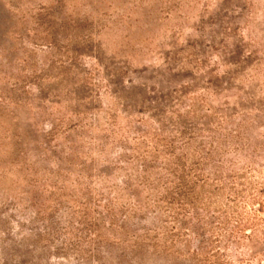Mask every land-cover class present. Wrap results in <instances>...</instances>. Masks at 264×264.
I'll use <instances>...</instances> for the list:
<instances>
[{"label":"rangeland","instance_id":"1","mask_svg":"<svg viewBox=\"0 0 264 264\" xmlns=\"http://www.w3.org/2000/svg\"><path fill=\"white\" fill-rule=\"evenodd\" d=\"M224 113L230 132L254 122L255 150L229 154L228 173L264 165V0H0V264H264V178L175 230L166 199L124 175L143 173V132L217 130ZM79 134L111 139L109 158ZM36 147L62 180L19 181L11 162Z\"/></svg>","mask_w":264,"mask_h":264},{"label":"trees","instance_id":"2","mask_svg":"<svg viewBox=\"0 0 264 264\" xmlns=\"http://www.w3.org/2000/svg\"><path fill=\"white\" fill-rule=\"evenodd\" d=\"M53 46L56 50L58 49L55 44L51 43L52 49ZM13 72L19 73L20 69L14 67ZM241 76H246V74ZM80 114L83 117L86 116V113ZM165 118L166 113L158 120V123L162 126L161 129L167 128ZM94 120H97V117ZM232 120V115L224 113L216 120L217 130H212L209 127L183 128L179 131L178 136H164L159 132L160 129L155 128L153 131H145L141 134L140 147L136 149L138 151L140 149V155L136 157V160L140 162L143 173L140 174V177L128 173L124 175L137 181L140 187L150 195L166 199L164 200L165 204L158 205V209L162 214L174 219L175 225H173V228L175 230L187 224L188 218L193 213L196 214L197 219H202V215L198 210L210 208L211 201L207 203L208 195H220L232 203H236L237 199L232 198H239L245 193V190L237 187L239 181L248 182L249 178L255 176L264 178V165L257 167L254 164H248L241 171H236L233 174L228 173L229 166L235 164V161L228 157L229 154L249 157L255 150L253 139L246 136V133L252 129L254 122L250 123L249 121L251 126H241L245 129L243 133L239 130L230 132L224 126V122L233 123ZM97 121V123L91 122L85 125V128L91 129L95 126H101L99 119ZM142 122L143 120H140V123ZM132 131L135 132V129ZM209 133L214 135L207 139L206 136ZM217 133L222 136H216ZM77 138L83 144H92V141L97 143L98 146L93 148L94 152L109 158V147L114 144L111 139H96L86 134H79ZM210 139L212 140L207 141ZM85 146L80 144L81 148H77L75 145H70L67 148L71 149L74 155L78 157L82 154L80 150ZM120 148L123 149L124 147L120 146ZM52 158L49 149L36 147L24 152L20 151L17 157L13 158L11 165L17 168L16 171L20 174L19 181H27L30 185L39 182L35 177L39 173H42L45 179L52 177L51 179L62 180L61 172L59 174L51 172L42 165L45 161L54 162L55 159ZM131 168L136 169V166L133 165ZM9 170L7 169V171ZM0 171L3 172L6 169L0 166ZM79 171L82 172L79 173L81 177L97 180L104 185H107L108 176H110L106 174L94 175L92 174L93 170L90 168L79 169ZM29 172L32 173V176L29 175ZM19 181L13 185L17 190L16 193L22 190ZM60 189L66 190L68 188L61 185ZM85 190L86 193L91 195L96 193V188L90 184L86 185ZM227 190H231V193L227 194ZM1 192L5 194L10 191L3 189ZM29 192L25 190V193L28 194ZM261 204L258 203V205ZM227 206H222V208H227Z\"/></svg>","mask_w":264,"mask_h":264}]
</instances>
